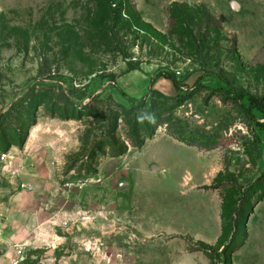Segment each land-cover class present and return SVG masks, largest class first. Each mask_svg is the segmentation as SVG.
<instances>
[{
	"label": "rangeland",
	"instance_id": "374dc122",
	"mask_svg": "<svg viewBox=\"0 0 264 264\" xmlns=\"http://www.w3.org/2000/svg\"><path fill=\"white\" fill-rule=\"evenodd\" d=\"M109 1L122 55L100 41L94 0H0V264H214L192 247L217 249L219 210L234 226L249 217L233 264H264V0ZM176 2L206 5L223 32L198 46L169 37ZM153 90L186 101L121 158L87 159L99 143L128 144L121 122L113 133L109 118L57 110L147 99L151 115ZM169 128L218 147L203 151L220 170L218 190L200 188L217 200L211 228L193 224L212 213L186 190L192 154L161 137ZM166 158L169 172L151 170Z\"/></svg>",
	"mask_w": 264,
	"mask_h": 264
},
{
	"label": "trees",
	"instance_id": "16d2710c",
	"mask_svg": "<svg viewBox=\"0 0 264 264\" xmlns=\"http://www.w3.org/2000/svg\"><path fill=\"white\" fill-rule=\"evenodd\" d=\"M113 5V4H112ZM109 0H94V11L96 12L99 22V29L97 30L100 41L108 39L115 45L114 51L118 54H124L122 49V42L118 39V34L113 29H110L109 24L112 22L114 13L118 12V7L114 4V9ZM120 10V9H119ZM168 35L169 37H176L179 41L190 40L192 45H203L207 42L212 34H221L224 30L222 23L215 15L211 13L206 5L189 4V3H174L168 10ZM233 37L234 49L238 51L237 35L231 34ZM128 72L139 69V65L128 63ZM166 79L173 82L176 88H179V83L175 75H165ZM151 101L154 104L156 112H150L151 115H146L148 100L134 105L132 108L116 104L111 99L112 106L107 109V105L100 99H95L89 102L83 110L75 107L74 104H66L64 107L57 108L64 118H73V112L84 111L90 117L95 119V124L99 125L108 120V128L113 126V133L117 132L121 124L125 127L128 134L127 145L120 146L115 142L106 141L99 143L97 147L92 150V154L87 156V159L94 158L102 159L105 157L121 158L128 154L129 148L141 150L147 140L155 137L160 128L166 126V121L171 117L176 109L184 105L186 97H166L165 95L152 91L150 94ZM149 96V97H150ZM160 100V101H158ZM110 101V102H111ZM77 108V109H76ZM82 113V112H81ZM58 114V113H55ZM74 114V113H73ZM168 135L174 140L188 146L197 148L200 151H213L218 148L216 145H202L195 142L187 141L178 136L170 128L167 130ZM91 170V166H88ZM92 172V171H91ZM264 179V177H263ZM217 184L206 187L208 190H218ZM243 207L245 200H242ZM242 207L240 214L243 213ZM224 211V210H222ZM222 220V234L217 243V249L213 250L210 246L202 244L199 247H192V252H202L205 257L214 264H233V256L239 252L248 240L247 221L241 224L236 222V226L232 223H227V216L221 212Z\"/></svg>",
	"mask_w": 264,
	"mask_h": 264
},
{
	"label": "crops",
	"instance_id": "0c3cea01",
	"mask_svg": "<svg viewBox=\"0 0 264 264\" xmlns=\"http://www.w3.org/2000/svg\"><path fill=\"white\" fill-rule=\"evenodd\" d=\"M158 135H155V137H153L152 139L156 138ZM163 137L165 140H168L170 143H172L174 150L176 151H185V152H189L192 154V174L190 172H188V176H185V179L187 180H192L190 182V186L189 188H186V190H190L193 194H203L204 197H206V199L208 200V208L210 209L209 211L213 214V207L217 204V200L215 197V194L213 192H209V193H203V191L200 190V188L205 187V186H211L212 182H214V179L216 177V175L219 173V167L218 165H216L214 162H212V160H209V158L206 159V156L204 154L203 151L198 150L197 148H193V147H188L176 140H174L172 137L165 135V136H161ZM147 140L145 145L151 141ZM145 147V146H144ZM143 147V148H144ZM142 148V149H143ZM138 150V151H142ZM166 163L162 160H156V162H154L151 165V170H154L156 173H158L159 171H164V172H169L170 168L168 163H167V158L165 159ZM163 161V164H162ZM215 172V174H214ZM182 185H186V184H182ZM220 209V208H219ZM192 212V216L197 215L196 213ZM211 216H206V215H199V219L197 220H192L193 224L195 225L196 223L199 225H204V224H209V228H211V217L215 216L214 214ZM210 217V218H209ZM216 218V216H215ZM219 220V225L218 228L215 230L214 234H217V237L220 235L221 232V224H222V220H221V212L219 210L217 218ZM34 226V222H32L30 224V236H32V241L34 240L36 234H32V230ZM212 231V230H211Z\"/></svg>",
	"mask_w": 264,
	"mask_h": 264
},
{
	"label": "water",
	"instance_id": "95a60500",
	"mask_svg": "<svg viewBox=\"0 0 264 264\" xmlns=\"http://www.w3.org/2000/svg\"><path fill=\"white\" fill-rule=\"evenodd\" d=\"M248 220H249V217H248V219H247V223H248Z\"/></svg>",
	"mask_w": 264,
	"mask_h": 264
}]
</instances>
